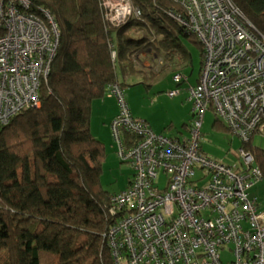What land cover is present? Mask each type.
Listing matches in <instances>:
<instances>
[{
  "label": "built area",
  "instance_id": "2783aa9c",
  "mask_svg": "<svg viewBox=\"0 0 264 264\" xmlns=\"http://www.w3.org/2000/svg\"><path fill=\"white\" fill-rule=\"evenodd\" d=\"M169 1L181 8L169 16L202 47L198 80L188 88L194 120L185 137L156 134L133 117L124 91L110 87L119 108L111 136L118 158L133 171L128 187L111 197L113 221L105 239L112 262L264 264V210L249 198L264 169L244 147L257 132L264 135V36L239 20L230 0ZM99 5L107 28L140 14L132 0ZM29 6V0H0V127L39 105V88L55 55L58 33L51 15L27 13ZM173 81L183 77L175 74ZM207 110L244 145L237 164L202 152ZM226 250L230 260L224 263Z\"/></svg>",
  "mask_w": 264,
  "mask_h": 264
},
{
  "label": "trees",
  "instance_id": "16d2710c",
  "mask_svg": "<svg viewBox=\"0 0 264 264\" xmlns=\"http://www.w3.org/2000/svg\"><path fill=\"white\" fill-rule=\"evenodd\" d=\"M29 1L27 13L49 12L58 37L39 105L0 127V264H113L105 235L116 193L100 184L106 154L91 132L92 104L105 96L116 102L114 84L150 87L144 79L157 75L138 63L146 50L159 74L184 58L178 36L202 47L169 16L181 12L169 0H132L139 16L115 28L106 27L99 0ZM230 2L264 36V0ZM244 147L264 169V150Z\"/></svg>",
  "mask_w": 264,
  "mask_h": 264
},
{
  "label": "rangeland",
  "instance_id": "374dc122",
  "mask_svg": "<svg viewBox=\"0 0 264 264\" xmlns=\"http://www.w3.org/2000/svg\"><path fill=\"white\" fill-rule=\"evenodd\" d=\"M178 37L181 52L185 53L182 60L176 61L178 66L165 67L159 74L157 72L160 68L156 67L155 81L144 79L145 84L150 86L148 88L132 84L124 87V97L128 106L142 110L149 118L148 122L153 131L169 138L185 136L194 120L193 103L188 99V88L196 84L201 67L200 61H202V51L199 47L185 37ZM174 74L181 75L183 81L179 84L175 83ZM131 80L129 79L128 82ZM141 80L142 78L139 81ZM173 91L178 93L170 96L169 93ZM225 127L224 122L212 110H207L200 130V146L207 156L232 166L239 162L242 142L230 134ZM103 143L106 155L102 163L100 184L106 192L118 193L128 186L133 171L129 164L118 158L112 136L109 135ZM251 146L264 150V135L257 132ZM159 181L162 186L163 174L159 176ZM249 198L256 199L260 209L264 210V179L251 188ZM221 259L227 263L230 260V252L228 250L221 252Z\"/></svg>",
  "mask_w": 264,
  "mask_h": 264
},
{
  "label": "crops",
  "instance_id": "0c3cea01",
  "mask_svg": "<svg viewBox=\"0 0 264 264\" xmlns=\"http://www.w3.org/2000/svg\"><path fill=\"white\" fill-rule=\"evenodd\" d=\"M138 60L139 67L148 72H155V55H150V51L146 50L141 53ZM151 56V57H150ZM145 87V86H144ZM130 108L133 117L145 121L149 125V118L142 110ZM118 112L115 100L112 97L105 96L103 99L94 101L91 109V132L93 136L101 143L105 142L109 135L111 136L110 123ZM150 129L153 131L151 126ZM155 133V131H153ZM158 134V133H156ZM188 133L185 135L187 136ZM181 136V137H185ZM104 144V143H103ZM129 182V181H128ZM124 190V189H123Z\"/></svg>",
  "mask_w": 264,
  "mask_h": 264
}]
</instances>
